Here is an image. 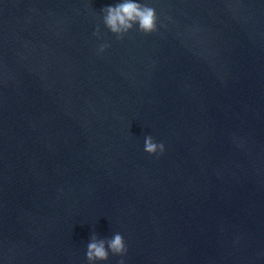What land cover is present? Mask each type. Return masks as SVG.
Returning <instances> with one entry per match:
<instances>
[{"label":"water","instance_id":"obj_1","mask_svg":"<svg viewBox=\"0 0 264 264\" xmlns=\"http://www.w3.org/2000/svg\"><path fill=\"white\" fill-rule=\"evenodd\" d=\"M115 2L0 0V264H264V0Z\"/></svg>","mask_w":264,"mask_h":264},{"label":"clouds","instance_id":"obj_2","mask_svg":"<svg viewBox=\"0 0 264 264\" xmlns=\"http://www.w3.org/2000/svg\"><path fill=\"white\" fill-rule=\"evenodd\" d=\"M103 13L104 24L121 39L137 25L144 33L158 31L159 18L156 9L142 0H116L115 3L107 4L103 8ZM95 35L99 36V29ZM108 47H110L109 44H102L98 52L103 53ZM144 151L151 155H162L166 151V146L162 142H157L152 135H148L144 139ZM127 251L126 240L120 233H116L110 239H100L94 235L87 244L86 257L89 264H100V262L108 261L110 254L124 257ZM120 264H126L123 258Z\"/></svg>","mask_w":264,"mask_h":264}]
</instances>
